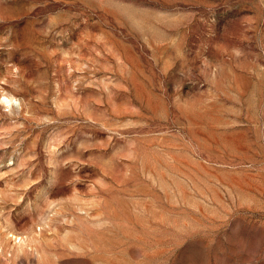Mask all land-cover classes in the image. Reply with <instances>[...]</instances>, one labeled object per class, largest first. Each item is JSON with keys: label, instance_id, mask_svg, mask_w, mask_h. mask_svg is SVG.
Wrapping results in <instances>:
<instances>
[{"label": "rangeland", "instance_id": "rangeland-1", "mask_svg": "<svg viewBox=\"0 0 264 264\" xmlns=\"http://www.w3.org/2000/svg\"><path fill=\"white\" fill-rule=\"evenodd\" d=\"M0 264H264V0H0Z\"/></svg>", "mask_w": 264, "mask_h": 264}, {"label": "bare ground", "instance_id": "bare-ground-1", "mask_svg": "<svg viewBox=\"0 0 264 264\" xmlns=\"http://www.w3.org/2000/svg\"><path fill=\"white\" fill-rule=\"evenodd\" d=\"M5 100H7V98L5 97L4 98ZM12 236L14 237V239H15V241L16 242H21V240H22V237H20V236H17V235H14V234H12Z\"/></svg>", "mask_w": 264, "mask_h": 264}]
</instances>
